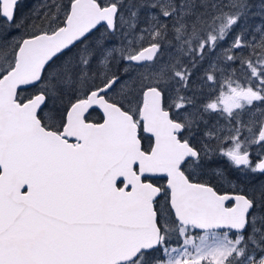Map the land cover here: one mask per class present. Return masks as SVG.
<instances>
[{
	"label": "snow or ice",
	"instance_id": "6c2138e0",
	"mask_svg": "<svg viewBox=\"0 0 264 264\" xmlns=\"http://www.w3.org/2000/svg\"><path fill=\"white\" fill-rule=\"evenodd\" d=\"M19 6L0 264H264V0Z\"/></svg>",
	"mask_w": 264,
	"mask_h": 264
},
{
	"label": "trees",
	"instance_id": "16d2710c",
	"mask_svg": "<svg viewBox=\"0 0 264 264\" xmlns=\"http://www.w3.org/2000/svg\"><path fill=\"white\" fill-rule=\"evenodd\" d=\"M41 3V0H20V6L17 9V15L20 16L22 14H26L32 9L34 6ZM147 142V139L144 141Z\"/></svg>",
	"mask_w": 264,
	"mask_h": 264
},
{
	"label": "flooded vegetation",
	"instance_id": "af4514ba",
	"mask_svg": "<svg viewBox=\"0 0 264 264\" xmlns=\"http://www.w3.org/2000/svg\"><path fill=\"white\" fill-rule=\"evenodd\" d=\"M144 143H145V142H144ZM147 144H148V140H147V142L145 143V146H147ZM154 182H156V183H164L163 180H157V181H154Z\"/></svg>",
	"mask_w": 264,
	"mask_h": 264
}]
</instances>
